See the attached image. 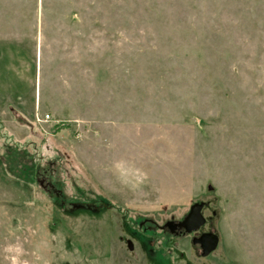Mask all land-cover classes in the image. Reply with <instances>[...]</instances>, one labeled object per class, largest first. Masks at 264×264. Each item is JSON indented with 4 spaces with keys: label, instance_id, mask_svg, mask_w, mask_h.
I'll use <instances>...</instances> for the list:
<instances>
[{
    "label": "rangeland",
    "instance_id": "rangeland-1",
    "mask_svg": "<svg viewBox=\"0 0 264 264\" xmlns=\"http://www.w3.org/2000/svg\"><path fill=\"white\" fill-rule=\"evenodd\" d=\"M0 264H264V0H0Z\"/></svg>",
    "mask_w": 264,
    "mask_h": 264
},
{
    "label": "flooded vegetation",
    "instance_id": "flooded-vegetation-1",
    "mask_svg": "<svg viewBox=\"0 0 264 264\" xmlns=\"http://www.w3.org/2000/svg\"><path fill=\"white\" fill-rule=\"evenodd\" d=\"M194 204H202V209H201V215H202V211L204 209H206L207 207V204L206 203H203V202H198V203H194ZM193 204V205H194ZM191 205L190 208L193 206ZM190 208L187 212V214L181 218V220L179 221H173V220H170V221H166L162 226H157L155 223H153L152 221H149L148 223H150L149 225V228L150 229H153L154 231H160L161 234L164 235L165 239L171 243L173 246L176 244V242H178L179 240H183L185 239L186 237H188L189 235L193 234L194 232H191V233H187L185 228L180 226V222H182L185 217L188 215L189 211H190ZM203 216V215H202ZM205 219V218H204ZM145 221V220H144ZM166 223H170L169 227H166L165 224ZM205 223H206V219H205ZM204 223V224H205ZM145 224V222H141V225L139 227H143V225ZM201 228V227H200ZM198 231V230H197ZM196 232V231H195ZM209 235H213L215 236L214 234H201L198 238H193L192 239V243L193 244H197L200 251H201V255H203L204 253V249L207 248V236ZM212 252V251H211ZM209 252V254L211 253ZM204 256V255H203Z\"/></svg>",
    "mask_w": 264,
    "mask_h": 264
},
{
    "label": "water",
    "instance_id": "water-1",
    "mask_svg": "<svg viewBox=\"0 0 264 264\" xmlns=\"http://www.w3.org/2000/svg\"><path fill=\"white\" fill-rule=\"evenodd\" d=\"M202 204H194L185 217V219L180 222V226L184 227L187 233L195 232L200 229L205 223L204 217L201 215ZM170 223H166L165 226L169 227ZM218 239L216 236H207V248L204 249L203 255L206 256L209 252L213 251L217 246Z\"/></svg>",
    "mask_w": 264,
    "mask_h": 264
},
{
    "label": "trees",
    "instance_id": "trees-1",
    "mask_svg": "<svg viewBox=\"0 0 264 264\" xmlns=\"http://www.w3.org/2000/svg\"><path fill=\"white\" fill-rule=\"evenodd\" d=\"M19 152H16V153H13V155H12V157H13V159H14V161L15 162H20L19 160H21L20 158L21 157H19V154H18ZM20 164V163H19ZM23 165V164H22ZM22 165L20 164V165H18L19 167H22ZM33 170H30V174H29V178L31 179V180H34L36 177L34 176V175H32L33 173H31ZM33 176V177H32ZM144 222V221H143ZM146 223V222H145Z\"/></svg>",
    "mask_w": 264,
    "mask_h": 264
},
{
    "label": "built area",
    "instance_id": "built-area-1",
    "mask_svg": "<svg viewBox=\"0 0 264 264\" xmlns=\"http://www.w3.org/2000/svg\"><path fill=\"white\" fill-rule=\"evenodd\" d=\"M48 117H49V116L46 115V116H45V119H48Z\"/></svg>",
    "mask_w": 264,
    "mask_h": 264
}]
</instances>
